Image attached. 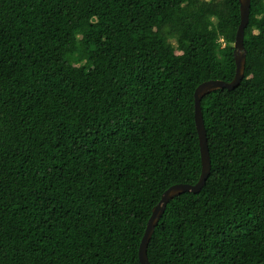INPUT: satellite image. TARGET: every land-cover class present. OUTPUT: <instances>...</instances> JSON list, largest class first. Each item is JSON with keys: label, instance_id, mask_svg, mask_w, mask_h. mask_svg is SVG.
Segmentation results:
<instances>
[{"label": "trees", "instance_id": "16d2710c", "mask_svg": "<svg viewBox=\"0 0 264 264\" xmlns=\"http://www.w3.org/2000/svg\"><path fill=\"white\" fill-rule=\"evenodd\" d=\"M240 20L239 0H0V264H142L163 192L200 178L194 93L234 78ZM245 47L152 264H264V0Z\"/></svg>", "mask_w": 264, "mask_h": 264}, {"label": "water", "instance_id": "95a60500", "mask_svg": "<svg viewBox=\"0 0 264 264\" xmlns=\"http://www.w3.org/2000/svg\"><path fill=\"white\" fill-rule=\"evenodd\" d=\"M252 0H239L241 20L237 30V35L234 43V56L236 61V73L231 81L223 79H210L200 83L194 93L195 98V121L199 133L201 156H202V172L199 180L192 183H176L167 188L158 204L153 208L152 215L148 220L147 228L142 238L139 248V258L142 264H152L148 257V246L155 228L166 211L168 203L176 196L184 192H199L205 186L206 181L211 172V156L208 145L207 131L204 121L202 99L205 95L221 88L234 89L242 82L245 69L247 49L245 47V31L250 20Z\"/></svg>", "mask_w": 264, "mask_h": 264}, {"label": "rangeland", "instance_id": "374dc122", "mask_svg": "<svg viewBox=\"0 0 264 264\" xmlns=\"http://www.w3.org/2000/svg\"><path fill=\"white\" fill-rule=\"evenodd\" d=\"M177 52L179 53V51H177ZM74 61L77 62L76 59H74Z\"/></svg>", "mask_w": 264, "mask_h": 264}]
</instances>
